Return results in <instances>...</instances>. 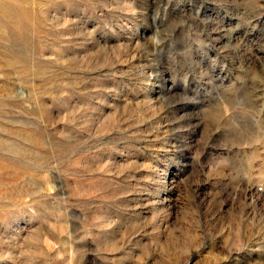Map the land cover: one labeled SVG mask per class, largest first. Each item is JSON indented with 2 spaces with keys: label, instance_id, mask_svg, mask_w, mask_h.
Returning a JSON list of instances; mask_svg holds the SVG:
<instances>
[{
  "label": "rangeland",
  "instance_id": "rangeland-1",
  "mask_svg": "<svg viewBox=\"0 0 264 264\" xmlns=\"http://www.w3.org/2000/svg\"><path fill=\"white\" fill-rule=\"evenodd\" d=\"M0 264H264V0H0Z\"/></svg>",
  "mask_w": 264,
  "mask_h": 264
}]
</instances>
